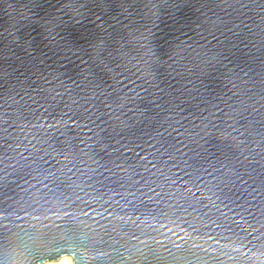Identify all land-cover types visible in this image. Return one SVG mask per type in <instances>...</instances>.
Here are the masks:
<instances>
[{
    "label": "water",
    "instance_id": "95a60500",
    "mask_svg": "<svg viewBox=\"0 0 264 264\" xmlns=\"http://www.w3.org/2000/svg\"><path fill=\"white\" fill-rule=\"evenodd\" d=\"M264 264V0H0V264Z\"/></svg>",
    "mask_w": 264,
    "mask_h": 264
},
{
    "label": "bare ground",
    "instance_id": "6f19581e",
    "mask_svg": "<svg viewBox=\"0 0 264 264\" xmlns=\"http://www.w3.org/2000/svg\"><path fill=\"white\" fill-rule=\"evenodd\" d=\"M45 264H74L70 256H64L58 261L45 263Z\"/></svg>",
    "mask_w": 264,
    "mask_h": 264
}]
</instances>
